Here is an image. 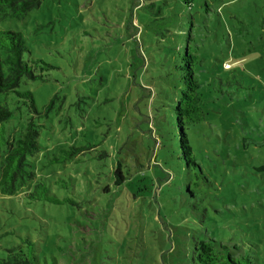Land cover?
Here are the masks:
<instances>
[{"label": "rangeland", "instance_id": "374dc122", "mask_svg": "<svg viewBox=\"0 0 264 264\" xmlns=\"http://www.w3.org/2000/svg\"><path fill=\"white\" fill-rule=\"evenodd\" d=\"M198 1L42 0L0 21L52 66L23 85L38 109L52 102L30 159L75 201L0 209L1 246L29 235L38 264H188L211 236L264 264V0H214L210 12ZM187 45L204 112L185 127L193 162L173 114ZM69 145L83 152L49 163ZM118 164L125 180L102 194Z\"/></svg>", "mask_w": 264, "mask_h": 264}, {"label": "trees", "instance_id": "16d2710c", "mask_svg": "<svg viewBox=\"0 0 264 264\" xmlns=\"http://www.w3.org/2000/svg\"><path fill=\"white\" fill-rule=\"evenodd\" d=\"M41 1L0 0V21L20 20L28 11L39 6ZM182 3L187 8L194 5L193 0H182ZM211 3H214V0L198 1L196 5L198 9L210 12ZM134 20L136 19L131 12L124 24L127 28L136 29L134 32L139 36L141 29L137 20L136 24H133ZM191 34H187L185 38L193 39ZM188 47L187 45L182 48L181 53L177 51L179 60L178 63L175 62L174 67L180 71L183 87L179 98L174 101L173 114L179 129L177 137L180 140L183 156L186 161L193 162L185 127L201 122L204 119V112L199 92L200 83L195 74L199 56L195 50H190ZM49 68L52 66L32 55L21 31L0 28V209L8 213L7 217L11 214L9 210L19 199L55 205L75 204L72 198L59 197L52 191L54 188H67L65 181L57 178L47 183L44 176L36 171V161L30 159L40 151L38 133L43 125L41 120L52 102L50 100L43 106L45 110L38 109L32 92L23 85L28 80L42 81V72ZM81 152H83L82 147L69 145L60 149L58 155L49 159V163H62L67 159L75 158ZM255 168L264 172V165ZM124 180L125 176L118 164L113 169L111 183L102 186L101 193H108L111 184L120 186ZM1 224L3 225L2 221ZM8 232L3 230L0 236L7 235ZM9 242L10 244L6 246L0 245V264H38L35 242L29 235L20 238L19 241ZM251 259L252 257L235 252L232 247L207 236L193 243L192 253L187 262L188 264H251Z\"/></svg>", "mask_w": 264, "mask_h": 264}]
</instances>
